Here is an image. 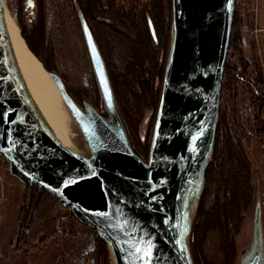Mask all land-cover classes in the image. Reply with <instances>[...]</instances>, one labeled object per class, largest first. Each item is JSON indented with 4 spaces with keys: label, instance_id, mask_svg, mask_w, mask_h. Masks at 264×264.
I'll return each instance as SVG.
<instances>
[{
    "label": "water",
    "instance_id": "obj_1",
    "mask_svg": "<svg viewBox=\"0 0 264 264\" xmlns=\"http://www.w3.org/2000/svg\"><path fill=\"white\" fill-rule=\"evenodd\" d=\"M28 2L33 7V1ZM234 4L172 0L170 52L144 162L131 150L119 123L107 121L91 107L82 111L61 79L47 72L90 155L62 147L25 94L0 0V157L13 178L50 195L95 230L110 264H192L186 207L190 196H200L213 151ZM82 28L111 115L114 104L106 71L90 31L85 24ZM259 235V230L254 233ZM245 264H262L257 243Z\"/></svg>",
    "mask_w": 264,
    "mask_h": 264
},
{
    "label": "trees",
    "instance_id": "obj_2",
    "mask_svg": "<svg viewBox=\"0 0 264 264\" xmlns=\"http://www.w3.org/2000/svg\"><path fill=\"white\" fill-rule=\"evenodd\" d=\"M32 1L35 7L37 0ZM133 1L136 3V0H69V3L83 38L82 26L85 24L102 59L114 104V113L110 116L122 126L133 153L141 160H148L164 79L162 76L159 87L153 88L147 75L158 67L153 65L157 62L158 51L150 35L148 18L152 22L159 45L163 47L160 64L164 75L171 44L172 0H139L137 4ZM32 8L28 12L33 15ZM37 16L30 29L20 23L18 26L27 48L48 73L61 79L65 91L82 111L91 107L106 119L105 114L110 113L106 108L104 111L105 104L94 71L92 93L88 90L69 89L54 66L53 51L50 58L39 56L44 43L41 11ZM248 26L249 21L234 9L221 92H233L235 95L238 86L242 84L246 87L250 108L257 113L264 107V75H249L250 67L257 66V57L253 45L251 48L254 59L249 62L245 55L241 34L245 30L249 31ZM103 34L113 37L114 43L106 41ZM117 67L119 70H116ZM148 108H151L153 122L146 145L145 139L143 142L137 138L132 139L130 129L134 124L132 121L140 123ZM224 114L218 108L213 151L198 198L195 220L188 235L192 264H233L236 256L235 237L252 205L250 160L241 142L229 134ZM259 125L256 134L261 136L264 125L262 122ZM212 188L214 192L211 202L205 204V197ZM61 211L63 207L50 195L42 192L32 217L27 222V233H21L22 227L19 230L18 242L23 241L25 249L31 251L38 248V244L42 245L57 236ZM25 222V218L19 219L21 226ZM96 241L94 264H107L103 246L99 240Z\"/></svg>",
    "mask_w": 264,
    "mask_h": 264
},
{
    "label": "rangeland",
    "instance_id": "obj_3",
    "mask_svg": "<svg viewBox=\"0 0 264 264\" xmlns=\"http://www.w3.org/2000/svg\"><path fill=\"white\" fill-rule=\"evenodd\" d=\"M3 1L6 10L14 17L17 26L22 24L28 29L35 24L38 17L37 15H39L41 11L43 16L44 43L39 56L43 58L45 55L50 58V53L53 51L55 57V59H53L55 63L54 66L57 68V73L66 81L68 88L88 90L91 92L95 81L93 67L85 39L74 20L69 0H37V5L35 1V7L33 6L32 8L34 12L33 15L28 12V9L31 7L28 0ZM138 2L139 0H136V3L133 1L134 4ZM259 4L260 0L257 2L256 0H235L234 4L236 12L249 21V31L245 30L241 34L245 55L249 62L254 59L251 48L252 45L255 47L256 51L257 66L252 65V67H250L249 75H251V73H261L264 75V66L259 58L257 44L259 33ZM256 8L257 12H255ZM256 14L258 19L255 16ZM103 38L111 43L113 42L112 40H114L113 37H107L105 34H103ZM219 108L225 113L224 117L228 125L229 134H231L235 140L241 142V145L249 157L250 182L253 187L254 196L252 175L256 172L259 176L261 175L264 177V171L258 167L255 169L253 168V166L256 165L257 159L264 156V133L262 132L261 136L256 134V131H258L257 129L260 127L259 124L262 122L264 125V107L257 113L251 109L246 87L240 84L235 95L233 92L220 93ZM151 116V108H148L139 121L140 123L132 121L134 122L133 125L131 124L132 126L130 129L133 137L132 139L137 138V140L141 142L145 139V144H148L153 122ZM106 119L112 123L116 122L110 114H108ZM72 120L79 136L78 140L82 146L80 155L88 157L90 155V150L85 140L82 138L76 122L73 118ZM251 159L253 160L251 161ZM209 192V195L205 197V204H207L208 201L211 202L214 189H210ZM41 193L39 189L24 186L13 178L9 173L8 164L0 157V264H94L96 240H99L97 232L81 224L64 208L63 211L60 212L61 222L58 226L60 231L57 236L42 245L38 244V248L31 251L25 249L23 241L18 242L20 228L22 227L21 233H23V235L27 233L29 227L28 223L32 217L36 203L40 199ZM197 203L198 198L196 199L195 210H192L189 219L191 227L195 220ZM248 211L249 209L246 214ZM246 214L237 235L240 236L235 237L236 256L233 264H245L250 258L253 242L258 244L261 263L264 264V231H262L258 237L254 236L251 238L244 236L245 233L242 232V228L246 220ZM21 217L26 219V222L22 226L19 224V219H21ZM248 230L250 233L249 227ZM236 240L238 246L236 245ZM99 242L102 244L100 240ZM102 246L106 254V249L103 244ZM106 263L110 264L107 260V254Z\"/></svg>",
    "mask_w": 264,
    "mask_h": 264
},
{
    "label": "bare ground",
    "instance_id": "obj_4",
    "mask_svg": "<svg viewBox=\"0 0 264 264\" xmlns=\"http://www.w3.org/2000/svg\"><path fill=\"white\" fill-rule=\"evenodd\" d=\"M4 19L14 61L29 102L62 147L81 154L82 146L78 140L75 124L57 87L41 63L27 48L14 17L6 8ZM196 199V196H190L188 199L186 207L188 219L192 210H195Z\"/></svg>",
    "mask_w": 264,
    "mask_h": 264
},
{
    "label": "crops",
    "instance_id": "obj_5",
    "mask_svg": "<svg viewBox=\"0 0 264 264\" xmlns=\"http://www.w3.org/2000/svg\"><path fill=\"white\" fill-rule=\"evenodd\" d=\"M259 0H256V2ZM260 12H259V33H258V50H259V58L264 66V0H260ZM253 159H251L252 161ZM256 165L253 166L255 169L258 167L262 171H264V156L262 158L257 159ZM261 176V175H260ZM258 174L252 175V181L254 186V196L252 206L249 208L248 213L246 214V220L243 223L242 232L245 233L246 237H254V233L258 230L260 233L264 231V177H260ZM250 228V233L248 230ZM240 236V235H239ZM237 236V237H239ZM236 245L238 246L237 240Z\"/></svg>",
    "mask_w": 264,
    "mask_h": 264
},
{
    "label": "flooded vegetation",
    "instance_id": "obj_6",
    "mask_svg": "<svg viewBox=\"0 0 264 264\" xmlns=\"http://www.w3.org/2000/svg\"><path fill=\"white\" fill-rule=\"evenodd\" d=\"M150 19L148 18V21H149ZM151 21V20H150ZM152 23V22H151ZM148 25H149V23H148ZM154 28V27H153ZM149 30H150V27H149ZM155 31V30H154ZM150 35H151V33H150ZM151 37H152V35H151ZM152 39H153V37H152ZM153 41L155 42V44L157 45V47H156V49H157V51H158V59H157V62H155L153 65H157L158 67H156V68H153L152 69V72H149L147 75H148V78H149V80L151 81V83H152V86H153V88H158V86H159V83H160V81H161V78H162V76H164L163 75V70H162V66H161V57H160V54L162 53V51H163V47L161 46V45H159V41L157 40V37H156V33H155V40L153 39ZM88 50V49H87ZM118 61H117V58H116V60H115V63H117ZM116 70H119V68L117 67L116 68ZM164 80V79H163ZM162 83V82H161ZM105 104V103H104ZM105 108H106V106H105ZM106 113V112H105ZM106 116H108L107 114H105ZM103 116V115H102ZM83 138V137H82ZM144 162H147V160H143Z\"/></svg>",
    "mask_w": 264,
    "mask_h": 264
},
{
    "label": "built area",
    "instance_id": "obj_7",
    "mask_svg": "<svg viewBox=\"0 0 264 264\" xmlns=\"http://www.w3.org/2000/svg\"><path fill=\"white\" fill-rule=\"evenodd\" d=\"M255 12H257V8L255 9ZM255 16H256V18L258 19V16H257V14H256Z\"/></svg>",
    "mask_w": 264,
    "mask_h": 264
}]
</instances>
